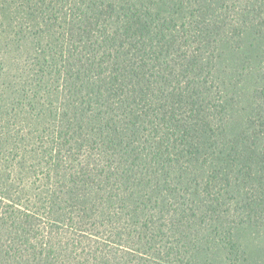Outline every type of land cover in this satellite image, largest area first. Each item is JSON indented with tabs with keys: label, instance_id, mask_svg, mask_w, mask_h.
Wrapping results in <instances>:
<instances>
[{
	"label": "trees",
	"instance_id": "obj_1",
	"mask_svg": "<svg viewBox=\"0 0 264 264\" xmlns=\"http://www.w3.org/2000/svg\"><path fill=\"white\" fill-rule=\"evenodd\" d=\"M0 0V264H264V0Z\"/></svg>",
	"mask_w": 264,
	"mask_h": 264
},
{
	"label": "rangeland",
	"instance_id": "obj_2",
	"mask_svg": "<svg viewBox=\"0 0 264 264\" xmlns=\"http://www.w3.org/2000/svg\"><path fill=\"white\" fill-rule=\"evenodd\" d=\"M146 1H148L149 3L152 2L154 4L159 2H164L167 5V7H171V8L175 7L176 9H179L182 12H190L192 8L191 0H146ZM230 1L233 2V0Z\"/></svg>",
	"mask_w": 264,
	"mask_h": 264
}]
</instances>
